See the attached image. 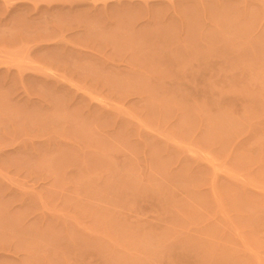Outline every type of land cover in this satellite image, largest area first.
Here are the masks:
<instances>
[{
    "label": "rangeland",
    "instance_id": "374dc122",
    "mask_svg": "<svg viewBox=\"0 0 264 264\" xmlns=\"http://www.w3.org/2000/svg\"><path fill=\"white\" fill-rule=\"evenodd\" d=\"M130 1L0 0V264H264V0Z\"/></svg>",
    "mask_w": 264,
    "mask_h": 264
},
{
    "label": "crops",
    "instance_id": "0c3cea01",
    "mask_svg": "<svg viewBox=\"0 0 264 264\" xmlns=\"http://www.w3.org/2000/svg\"><path fill=\"white\" fill-rule=\"evenodd\" d=\"M70 0H50V3L55 4V3H59L62 5H66V3H68ZM80 2L85 3V7L82 8L84 10H91L92 7H95V14L101 13V12H105L106 16L108 19L112 18V13H114V11L116 10V8H118V6H129L131 3L130 0H99L97 3H92V0H79ZM137 4H141L143 2H136ZM94 5V6H93ZM81 9V10H82ZM94 20V18H92ZM64 22V21H63ZM86 30V28H85ZM58 41H63L66 42L68 44L71 43V38H63L60 37L58 39ZM54 42V41H52ZM85 43H89V44H100V43H113L112 41H108V40H104V38H100V37H88L85 39ZM86 51L91 52V49L89 48H85ZM97 55L100 56V53L98 54L97 52H94Z\"/></svg>",
    "mask_w": 264,
    "mask_h": 264
}]
</instances>
